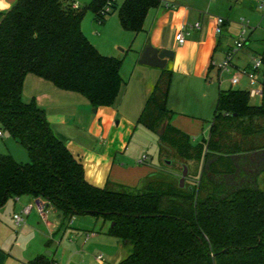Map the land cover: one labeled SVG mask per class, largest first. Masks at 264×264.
Listing matches in <instances>:
<instances>
[{
    "label": "trees",
    "instance_id": "1",
    "mask_svg": "<svg viewBox=\"0 0 264 264\" xmlns=\"http://www.w3.org/2000/svg\"><path fill=\"white\" fill-rule=\"evenodd\" d=\"M111 3V4H110ZM110 10H106L108 5ZM161 0H18L0 12V124L23 145L29 161L0 153V208L9 199H44L66 218L93 214L114 223L108 233L130 248L118 264H264V56L262 96L221 91L208 140L193 144L171 125L172 72L164 69L138 119L159 136L161 153L202 162L198 183L151 174L143 189L88 181L82 161L53 131L46 112L25 101L28 74L84 95L93 106L114 105L122 91L123 59L105 55L82 30L86 12L104 21L118 10L124 29L144 30ZM190 187V188H189ZM28 264H52L41 254Z\"/></svg>",
    "mask_w": 264,
    "mask_h": 264
},
{
    "label": "crops",
    "instance_id": "2",
    "mask_svg": "<svg viewBox=\"0 0 264 264\" xmlns=\"http://www.w3.org/2000/svg\"><path fill=\"white\" fill-rule=\"evenodd\" d=\"M17 1L18 0H3L5 6L0 7V12L10 10ZM69 1L81 6L76 0ZM161 1V6L149 10L144 30L139 33H134L135 39H138L139 43L137 47H131L129 49L131 53V65L127 66V69H125V56L110 55L123 59L121 73L124 84L121 94L114 105L95 107L84 95L74 91L59 89L52 82L44 78L37 75L32 76L35 74H28L25 78L23 89L24 100L27 98L26 88L29 85L35 89L33 97L37 99L41 106L46 108L47 119L51 128L62 141L66 143V140H68L66 143L68 148L82 161L83 165H85L86 178L96 186H99L105 179V176H107L105 185L107 182H113L136 187L143 183L149 175L157 172V168L153 163H143V161H140L141 165L132 163L130 161L132 156L130 155L123 154L120 162L116 160L119 150H122L126 146L127 136L133 124H137L136 120L139 119L142 113L141 111H143L145 107L144 103L153 93L164 69H168L172 72V82L168 98V107L173 112L170 123L189 135L193 144H198L200 142L197 143V141L204 135V122L206 121V116H208L205 111L208 109V106L212 111L214 101L217 107L221 91L236 89L231 79L239 69L250 70L254 64V60L257 58L262 59L264 56L263 54L260 56L257 54L253 55L250 61L244 65L237 63V61L234 63L233 59V66L229 70H220L218 66L213 65V61L220 58L225 59L227 52L233 47L224 43V37L231 36L236 41L242 34L246 20L242 19L240 23H233L231 25L230 21L225 19L223 30L221 33H218V17L210 14L209 8L195 4L187 5L188 3H184L182 0ZM196 23H200L201 27H195ZM248 27L250 26L247 25L246 33ZM182 29L187 32V41L184 45H180L176 40V35ZM149 43L156 48H165L174 52V57L168 59L165 68L148 66L139 62L141 54ZM98 49L101 52L100 48ZM240 51L244 54L248 52L245 50V45ZM227 72L231 73L232 77L227 84H224L222 76ZM40 78L50 82L55 88L45 84ZM262 79L263 74L261 72L258 75V80L262 82ZM239 84H248V87L243 86L239 88L246 91H249L253 87L250 86L251 83L247 75H242L240 77L239 83L236 84V86ZM131 89H133V92H131ZM74 94L79 95L77 100L82 102L81 106L74 112L58 111L57 108L64 109L66 103L71 104V102H74L75 104L76 100L74 99ZM41 97L45 98L44 102L48 100L50 105H44L45 103H42ZM256 98L261 101V96L251 97V100ZM142 100H144V102H142ZM125 104L129 107V110L132 108V110H137V113L134 112L132 116L129 111L123 112V106ZM54 106H57V108ZM213 120L210 123L211 126ZM211 126L209 129V137L206 140L210 138ZM84 128L87 129L90 135L97 139L98 147L96 146L88 149L85 145L79 143L80 139L78 133L82 132ZM3 136L4 134L0 135L1 138H3ZM203 140H205V138ZM9 142L10 138L7 140V143ZM2 147L5 146L0 145V153L12 154L14 158L18 160L11 151H1L3 150ZM125 148L127 149L128 147ZM163 155L164 154L161 153L162 157ZM194 162L196 161H190V164ZM197 164L199 168L193 174V179L191 180L192 184L199 182L198 179H200L199 176L202 174L204 160ZM102 173H104L102 178L98 177L99 174ZM261 176L262 174L259 175L257 179L259 183ZM36 201L37 199L32 196L22 195L9 199L6 203L7 205L3 206L4 208L6 207L5 212L13 210L14 217L16 214H19L23 217V222H27L21 235H19L20 238L26 237V239L23 241L19 238L14 243V247H20L22 249L18 256H20L21 259L19 261L23 264H28L29 261L41 254H46L52 264H68L72 262L75 252L68 248V245H64L66 234L74 236L76 245L79 244L81 247L92 239L102 241L104 238L103 234L110 235L108 231L112 223L105 220L103 217L95 216L97 221L101 222V230H96L94 228H92V230L76 228L74 227L77 222L76 216H74L73 222L69 224V218H66L60 210L49 202L46 205V213L41 215L36 206ZM27 207H31L29 213L24 212ZM4 208L1 207L0 211ZM5 212H2V215ZM33 213H35V216L30 219L29 216ZM39 217H41L40 219H42L43 222L38 220ZM48 218H51V221L48 220ZM66 225L72 227L73 230L68 232L65 227ZM108 243L112 246V251H109L112 260H114L112 264H118L127 252V250H125V245L118 238L115 242L109 240ZM54 244L55 249L48 251L50 254L44 253L45 249ZM113 245L115 247H113ZM31 252H34L33 257L29 255ZM99 255L103 256V260H98ZM99 255L96 256L99 264H106L104 254L101 253ZM1 257L2 256H0V263L2 262Z\"/></svg>",
    "mask_w": 264,
    "mask_h": 264
},
{
    "label": "rangeland",
    "instance_id": "3",
    "mask_svg": "<svg viewBox=\"0 0 264 264\" xmlns=\"http://www.w3.org/2000/svg\"><path fill=\"white\" fill-rule=\"evenodd\" d=\"M81 6L88 5L92 0H76ZM184 3H188L187 5H198L201 7L209 8V13L212 15H215L217 17H221L224 19H227L230 21V24L233 23H240L242 19L246 20L248 27L247 33L244 37L241 38L242 42L245 43V50L246 54L241 51L236 52L235 56L233 57L234 63L237 61L239 64H247L251 57L253 55L260 56L261 54L264 55V0H182ZM118 6H120L123 2V0H117ZM248 21V22H247ZM82 30L87 35L89 40L98 48H100L101 52L103 54L108 55H119L121 57H126L124 68L127 69V66L131 65L130 61V52L129 49L131 47H137L138 46V39H135L134 32L128 31L124 29L121 25L120 18L118 15V10L107 14L104 21H100L96 18L95 13L92 10H88L83 18L82 21ZM223 38V36H222ZM224 43L227 45L235 46V39L231 36L224 37ZM129 52V53H128ZM106 54V55H107ZM129 54V56H128ZM219 57V56H217ZM215 60V59H214ZM223 58L216 59L213 62H216L217 64L221 63ZM124 69V72H125ZM36 76V75H32ZM232 77V74L227 72L222 76V80L224 84H227V82L230 81ZM39 78V77H37ZM41 79V78H40ZM43 80V79H41ZM45 84H48L52 88H55L50 82L44 81ZM240 85V84H239ZM234 85L236 89H239L243 86L248 87L247 85H240V86ZM252 87V85L250 84ZM244 89V88H243ZM131 92H133V89H131ZM35 94V89L30 87L29 85L26 88V100L25 101H31L34 100L42 109L45 110L46 108L41 106L37 99L33 97ZM67 94V93H66ZM73 94V93H72ZM74 99L76 100L75 104L74 102L66 103V107L64 109L57 108V106H54L57 108L60 112H74L76 109L81 106L82 102H79L77 98H79V95H73ZM76 96V98H75ZM40 97V96H39ZM81 98V97H80ZM44 105H50L48 103V100L44 102L45 98H40ZM194 99L196 100L195 96ZM139 101V100H138ZM147 101V100H146ZM146 101L144 105L146 104ZM144 102V100H142ZM196 102V101H195ZM259 99H253L251 100L252 104H259ZM126 103V102H125ZM209 105V104H208ZM215 106V101H214ZM211 111L209 106L208 109L205 111L206 115V121L205 129H204V135L199 138L198 142L203 141V139H207L209 137V129L211 126V122L214 118L216 111V106ZM131 110V112H130ZM129 110V107L125 104L123 106V112H128L134 114V112L137 113V110H132V108ZM142 112V111H141ZM47 116V112H46ZM137 124H133L126 141L127 149L124 147L122 150H119L118 152V158L116 161L120 162L122 159V155H130L132 158L130 161L134 164L141 165L140 161H143V163H153L154 166L157 168V172L153 174H163L168 176L169 178L177 179L178 184H180V178L182 176V172L184 170L183 165L187 164L185 163L180 157L175 156L172 151L165 152L163 155L166 157L161 156V143L159 138V132L152 131L148 129L143 123H139L138 119L136 120ZM0 129L3 131V138L0 137V145H3L5 147H2L4 152H12L15 154V157L19 161H29V155L27 153L26 148L15 141L11 137V135L2 129V126L0 124ZM78 137L80 139L79 143L81 145H85L86 148L91 149L92 147L97 146V139H95L92 135H90L87 131V129H83L82 132L78 133ZM10 138V142L7 143V140ZM68 140H66V143ZM98 147V146H97ZM11 149V150H10ZM130 162V164H131ZM198 162L191 163L188 162L189 172L187 175V186L193 185L191 180L193 179V174L196 172L198 167ZM85 166V165H84ZM201 172V171H200ZM104 173L99 174L98 177L102 178ZM96 177V176H95ZM200 177V176H199ZM260 187L264 189V172L262 173V176L260 177ZM95 179V178H94ZM97 179V178H96ZM200 180V179H198ZM107 181V176H105V179L101 184H97L101 187L105 185ZM145 181L135 188L137 189H143L145 185ZM190 188V187H189ZM7 205V204H5ZM4 205V206H5ZM4 208V207H2ZM6 208V207H5ZM2 209L0 211V256H2V262L0 264H23L19 260L20 256H18L22 249L20 247H14V243L20 238L19 235H21L23 229L25 228L26 223L17 224L16 219L13 216V210H10L8 212H5L6 209ZM2 212H5L2 215ZM36 213V212H35ZM35 213L30 215V219H32L35 216ZM38 214V213H37ZM39 216V215H38ZM77 218V222L74 225L76 228L81 229H90L92 228L96 230H101V222L97 221V218L93 214H80L75 215ZM39 221L43 222L42 219ZM101 219V218H100ZM25 220V218H24ZM48 220L51 221V218H48ZM66 229L69 231H72L73 228L69 225L65 226ZM104 238L102 241H97L96 239L89 240L86 245L81 247L79 244L76 245V240L74 239V236H71V234H66V237L64 238V245L68 248L72 249L75 252V256L72 260V262L68 264H99V262L96 259V256L103 253L104 259L106 261V264H112L114 260H112V256H110L109 251H112V246L109 242V240H112V242H115L117 239L116 237L112 235H104ZM21 240H25L26 237H21ZM111 246V248H110ZM113 247H115L113 245ZM117 248V247H116ZM125 250H127L124 258L130 253L131 249L125 246ZM55 244L51 245L49 248L44 250V253H47L48 251L54 250ZM33 253L31 252L29 255H32L30 257H33Z\"/></svg>",
    "mask_w": 264,
    "mask_h": 264
},
{
    "label": "built area",
    "instance_id": "4",
    "mask_svg": "<svg viewBox=\"0 0 264 264\" xmlns=\"http://www.w3.org/2000/svg\"><path fill=\"white\" fill-rule=\"evenodd\" d=\"M114 1H117V0H114ZM110 4L106 8L107 11L110 10V8H111ZM74 6L78 7V5H76V4H74ZM224 24H225V19L218 17V19H217V32L218 33L222 32ZM195 27L200 28L201 27L200 23H196ZM246 27H247V24L245 23L241 36L235 41V46H233L232 49H230L227 52L225 59L219 64H217L216 62H213V65L218 66L220 70H229L233 66V63H232L233 57L235 56L236 52L240 51L245 45V43L242 42L241 38L244 37V35L246 33ZM186 34H187V32L184 29H182L176 35V40L180 45H184L185 42L187 41ZM262 69H263V61L261 59L257 58L254 60V64L250 70L239 69L238 72L233 75L231 81L233 84L236 85L239 83L240 77L242 75H247L251 85L253 86L249 90L250 97L262 96V82H260L258 80V75H259V73L262 72ZM0 135H3L2 130H0ZM47 203H48V201H46L44 199H37L36 206H37L39 212L41 213V215H44L46 213ZM30 209H31V207H27V208H25L24 212L29 213ZM15 219H16V223L18 225L23 222V217L19 214L15 215ZM73 220H74V216L70 217L69 218V224H71L73 222ZM98 260H103V256L99 255Z\"/></svg>",
    "mask_w": 264,
    "mask_h": 264
},
{
    "label": "water",
    "instance_id": "5",
    "mask_svg": "<svg viewBox=\"0 0 264 264\" xmlns=\"http://www.w3.org/2000/svg\"><path fill=\"white\" fill-rule=\"evenodd\" d=\"M173 57H174V52L172 50L165 48L164 49L156 48L151 43H149L147 44L143 53L141 54L139 62L144 65L163 69L166 67L168 63V59ZM163 132H164V128L159 131V135H162ZM183 168L184 170L182 172V176L180 178V184H179L181 188L186 187V178L189 172V167L187 164H184ZM113 225L114 223H112V226ZM47 254H50V252H47Z\"/></svg>",
    "mask_w": 264,
    "mask_h": 264
},
{
    "label": "clouds",
    "instance_id": "6",
    "mask_svg": "<svg viewBox=\"0 0 264 264\" xmlns=\"http://www.w3.org/2000/svg\"><path fill=\"white\" fill-rule=\"evenodd\" d=\"M3 0H0V7H4Z\"/></svg>",
    "mask_w": 264,
    "mask_h": 264
}]
</instances>
